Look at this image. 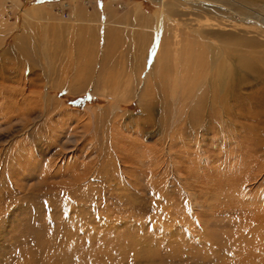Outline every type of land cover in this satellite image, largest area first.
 <instances>
[{
	"label": "rangeland",
	"instance_id": "1",
	"mask_svg": "<svg viewBox=\"0 0 264 264\" xmlns=\"http://www.w3.org/2000/svg\"><path fill=\"white\" fill-rule=\"evenodd\" d=\"M4 3L5 5L0 4V15L3 20L0 26L5 27L10 24L14 29L7 34L1 44L0 54L11 47L13 38L19 33L21 8L43 9L49 16L47 19H32L33 27L35 25L33 31L39 34L43 31L40 29L45 27L44 29L47 28L49 35L52 36L53 24H62L64 29L62 31L68 32L69 26H74V19L77 18L79 24L87 13L98 11L103 15L106 6L111 5L109 6L111 11L122 20V24L118 26L122 36L121 43L111 47V54L115 56L111 59L113 60L111 67L106 68L108 71L104 76L108 80L106 91H102L101 87L96 89L97 91L94 90L91 86L95 81L93 76L91 80L88 77L84 81L80 80L74 90L69 91L66 86L60 87L61 89H50L48 96L51 102L48 108L50 111L43 115V119H36L35 115L40 114L45 108L37 99L42 80L33 81L35 87L34 89L32 87L34 91L30 93L29 105L35 106L34 113L23 117L27 127L34 128L32 124L36 123L39 124L37 126L39 134L52 135L48 152L46 150L42 154L35 152L38 158L35 165H39L38 161L41 159H49L56 164L54 169L57 172L48 178L47 187L51 184V187L54 185L53 189L41 187L42 190H38L43 183V177L38 174L39 169L32 170L29 179H23L26 180L25 182L20 179L19 183L16 179L14 181L16 184L13 185L16 187L15 190L22 189L23 192L16 194L15 198L5 196V192L12 185L11 175L7 173L0 176L2 195L0 208L3 214L6 212L8 214L12 208L10 227L3 225L4 223L0 226V232L9 233L10 236L6 238L7 240L0 241V246H3L0 247V264H14L27 254L32 258L30 262L28 260V264H264V244L248 242L245 237L251 221L264 205L262 202L264 201V123L251 120L244 105L235 110L238 113L235 114L237 117L223 110L221 104L211 105V99L214 100L215 97L210 92H207L205 102L200 103L203 97L189 94L185 82L176 84L174 75H171L166 82L162 81L161 76H146L150 66L146 61H143L144 69H141L140 74L136 72L123 78L122 71L119 72L126 65L125 63H130L126 61V54H129V48L134 46V37H129V24L132 23L133 17L138 15L132 10L139 4L142 9L141 14L148 21L149 27L142 28L143 34L140 35V39L141 42L144 41L146 47H149L150 39L153 40L156 34H159V29L156 30V25H159L156 16L160 13L158 4L154 0H21L17 8L10 5L9 0ZM220 3L217 2V5ZM73 10L78 12L82 10L81 17L74 15ZM166 10L174 20L171 23L176 25L180 33L191 30L194 32L200 24L212 22L211 16L199 13L189 1L170 0ZM159 16L165 18L160 14ZM169 22L166 21L167 24ZM209 41L214 48L220 44L214 38ZM151 50L150 46L147 56ZM114 63L119 66L113 65ZM226 63L227 68L232 69L228 59ZM0 71H2L0 78L5 77L4 71ZM251 81L253 89L243 88V92L247 95L259 86L258 80L253 81L251 78ZM81 84L83 86H80ZM180 85L186 89L181 91ZM5 86L12 88L11 90L19 88L18 83L13 79L5 81ZM0 103H2L0 111L6 110L7 106L15 105L14 99L8 102L0 99ZM117 103L120 109L114 110L113 106ZM22 106L20 104L16 107ZM261 111L262 108L256 110L254 114H260ZM14 120V128L25 123L17 117ZM5 131L3 124L0 127V135ZM17 134H21V131ZM22 137L23 135L15 137L13 142L17 143ZM67 137L71 140H67ZM27 138L30 140L29 137ZM62 143H66L67 149L62 147ZM2 145L4 142L0 143V146ZM55 150L58 154L54 152ZM1 154L3 157L4 152ZM92 161L95 163L94 168L99 170L102 177L99 176L92 182L94 192L90 189L84 190L88 195L83 197L85 201L82 202V197L73 200L84 203L91 209V201L94 200H90L89 196H92V192L94 195L97 193L99 196L96 195L97 201H100H95L99 207L96 215L109 214L111 226L103 229L92 224L97 226L98 229L95 230V226L93 228L100 235L96 237L97 239L91 240V244H87L83 238L80 242L79 238H75L78 232L81 233L79 229L61 223L57 216L62 215L54 213L60 211L56 203L51 212L46 211V199H55L59 204L63 202L65 195L60 192L67 190L69 184H72L70 173L62 172L64 166L76 169V165L81 166L84 162ZM61 178L64 181H61ZM30 188L34 190L29 196L25 194V190ZM74 190L76 189H72ZM3 201L11 204L7 207L3 205ZM26 203L28 204L24 208ZM36 205H40V208ZM38 213L43 215L40 216ZM49 213L55 216V225L49 223L47 219ZM44 218L47 221H44ZM253 224L259 223L253 222ZM23 227L25 228L22 232ZM258 228L259 226L255 227L254 231ZM34 229L36 232H33ZM44 229L46 231H43ZM30 232L37 235L31 239ZM50 240L59 244L61 240L73 241L77 245L73 252L77 255H72L73 252L62 256L57 254L54 251L59 250L65 241L55 246L52 241L53 246H51ZM37 244H40L41 248L35 247ZM88 245L91 249L87 247ZM4 247H8L9 250ZM31 249L34 251L29 252ZM53 255L57 256L53 257Z\"/></svg>",
	"mask_w": 264,
	"mask_h": 264
},
{
	"label": "bare ground",
	"instance_id": "2",
	"mask_svg": "<svg viewBox=\"0 0 264 264\" xmlns=\"http://www.w3.org/2000/svg\"><path fill=\"white\" fill-rule=\"evenodd\" d=\"M5 1L8 0H0V4L5 5L4 3ZM9 1H10V5L19 8L18 6L21 3V0H9ZM184 1H189V3L199 11V13L211 16L212 22L211 23L205 22L207 24H203V25L200 24L198 28L194 30V32L191 30L190 32L182 31L180 33L178 32L179 30L176 27V25L171 23L174 20L171 18V16H169L166 10V5L170 2V0H154V2H156L160 8V13H158L156 16V18L159 19V25L158 24L156 25V30L159 29V34H156V37L153 39L154 41L150 39V43H151L150 46L152 50L150 53H148L149 56H147V51L149 52L150 46L146 47L144 41L141 42L140 35L143 34V32L141 31L142 28L145 27L148 28L149 26L147 25L148 21L144 18L145 16L141 14L142 9H140V5L138 4L135 7V9L132 10V12L135 15L137 14L138 17H133L132 23L129 24V28H130L129 37H134V41H133L134 46L132 45L133 47L129 48L130 53L126 54L127 56L126 55L125 56L127 57L126 61L127 62L130 61V63L128 64L125 63L126 65L123 67V69H120L119 72L122 71L121 75L123 76V78L124 76L127 77L136 72H139L138 74H140L141 69L142 70L144 69L145 63H143V61H146L147 64L150 65L146 73L147 74L146 76H151V75H154L155 77L161 76L160 78L163 79L162 81L166 82L167 80H169V77L171 75H174L176 79L175 80L176 84L177 83L182 84L185 82L184 84H186V86L188 87L187 92L189 94H194L203 97L201 98L200 103L205 100L207 92L208 93L210 92L212 96L215 97L213 98L214 100L211 99V105L221 104L223 106V110H225L227 113H229L234 117L238 114L235 112V110L238 107L244 105L246 107L247 112L250 114L251 120L255 122H261V124L264 123V0H184ZM217 2H221L222 4L220 3L219 5H217ZM109 6L111 5L106 6L105 13L103 15H101L98 11L96 13L92 12L91 14L87 13L85 17H83L82 19L79 18L82 20V22L79 21V24L77 22L78 19L77 18L74 19L73 21L74 26H69L70 30L68 32L62 31L63 29L62 24L60 23L53 24L52 26H54V33H51L53 34L52 36L49 35L47 28L44 29L45 27L44 28L42 27L40 29L43 31H41L39 34H36L33 31L35 25L33 27L32 19H40V20L47 19L49 16L45 14L43 9L41 8L36 9L35 7L32 9H23V8L20 9L21 27L18 29L19 33L15 35V37L13 38L11 47L4 50L0 54V70H3L4 71L3 74H5V77L0 78V99L5 100L6 102L13 99L15 101L14 107L7 106L5 107L6 110L0 111V127L1 125L4 124L6 128V131L0 135V143L4 142V145L0 146V176L5 174L7 175V173H9L12 179L11 187H9V190L5 192L6 197L13 198L19 192L20 193L23 192L22 189L15 190L16 187H14L13 185L16 183L14 181H16V179H18V182L20 179L22 180L29 179L31 171L34 169L37 170L38 169L41 170V168L43 169L40 172L38 170V174L39 175L41 174L40 177H43V183L42 185H40L38 190H40L41 187H47L49 183L48 178L50 177L51 174L54 173L55 175V173L57 172V170L54 169L55 163L53 164V161L49 159H45V160L41 159L38 161V163L40 164L37 166L35 165L36 164L35 161L38 159L36 158L35 152L42 154L44 153L45 150L47 151L51 146L50 140L52 138L51 137L52 135H50V133L39 134L38 133L39 131H37V126L39 124L37 125L36 123L32 124L34 128L32 126L27 127L28 125L25 122L26 121L25 118L23 117L25 115H30L34 113L35 106L29 105L30 103L29 100L31 99L30 93L34 91L32 90V87L33 89L35 87L33 81L42 80V85L38 90L39 95L37 99L38 101L44 104L43 107L45 108L44 110H42V112H40V114L35 115L36 119L37 118L43 119V115H45L46 112L50 111L48 109L50 108L49 106L51 103L49 101L50 98L48 97L50 89L52 90L66 86L67 90L69 91L74 90V88L77 87L81 82L80 80L84 81V79L86 80L88 78L91 80L92 79L91 76H93L95 77L94 79L95 81L92 82L91 86L94 88V90L98 89L99 87H101L102 91L107 90L108 80L104 76H106V74L108 73L106 68L111 67L112 64L111 61H113L111 59L115 56L111 54L112 51L111 47H114L116 44L121 43V36H122L120 30H118L119 29L118 26L119 24H122V20L119 16L115 15L111 11V8ZM81 11L79 12L74 11V15L77 16L80 15L81 17L82 14ZM159 14L161 16H164L166 19L160 17ZM2 21H3L2 16L0 15V24L2 23ZM166 21L168 22L170 21V22L167 24ZM2 26L3 25L0 26V30H2L0 31V46L1 44H3L7 34L12 32L14 29V26L10 24H8L5 27ZM213 38L217 39V42L220 43L216 48H214L210 44L211 42L209 41V40H213ZM133 43L131 42V44ZM139 45L141 46L139 47ZM227 59L230 62V65H232V69L227 68L228 66L226 63ZM115 64L116 63H114L113 65ZM115 66L118 67L119 65H115ZM251 78L253 79V81L258 80L257 84L259 86L255 88V91L253 90V92L250 95H247L243 92V88L247 87L253 89L254 86L252 84ZM12 79L16 81L19 85V88L17 90L16 89L11 90L12 88L9 89L5 86V81ZM85 83L86 82H84V84ZM100 83H102L103 85H101ZM80 86L83 85L81 84ZM145 88L144 91L146 90ZM184 89L186 88H183L181 86L180 90L182 91ZM176 91L178 93V90ZM175 103L176 101L174 100V104ZM20 104L23 106L16 107L17 105ZM216 107L218 108V106ZM113 108L114 110L120 109V105L118 103L114 104ZM261 108L263 111H261L260 114L255 115L254 112ZM218 109L220 110V108ZM15 117L21 119V121L25 123H23L21 126H18L17 128L16 127L14 128L13 120L15 119ZM20 131L21 134H17ZM22 135L23 137L20 141H17V143L14 141L16 143L15 144L13 142V140H15V137ZM27 137H29L30 140ZM26 139H28V141ZM67 140H71V138L67 137ZM66 143H62L63 148H66ZM73 146H75V144ZM78 146L79 145H77V148ZM1 152L2 153L4 152L3 157ZM54 152L58 154V151L55 150ZM94 164L95 163H93V161L91 163L84 162L81 164V166L76 165V169H74L73 167L64 166L62 172L65 171L68 174L70 173L69 178L71 177L72 184L67 183L70 185L68 186V189L60 192L62 193V195H65L63 202L59 204L58 201L55 202V199L52 200L46 199L47 208L43 207L46 208V211L51 212L53 210L52 207L53 208L55 207L54 203H56V206L60 207L59 208L60 211L54 213L62 215L61 217L57 216L58 218H60L61 223L64 222L67 227L71 226V228L73 227L79 229L81 233L78 232L75 235V238H79L78 239L79 242L80 240H82L81 238H83V240H85V243L87 244H91L92 242L91 240H95V238L98 235H100L98 234L99 232H95V230L98 229L97 226L103 227V229L109 228V226H111V218L110 216H108L109 214H106V216L96 215L99 207L96 205L97 203H95V201L99 202L100 200L97 201L96 192L95 195L93 194L94 192L93 189L95 188H92L93 187L92 182L96 178H99L100 172L97 168H94L95 166ZM91 174L94 175V177H91L92 176ZM78 176H80L81 178ZM60 180L64 181L63 178H61ZM25 181L26 180H23L22 182ZM50 185L47 188L50 189L51 187ZM20 188H22V186H20ZM72 189H76V190L72 191ZM89 189L93 191V192L91 191L92 196L91 197L89 196V199L94 200L91 201L92 203L90 202L92 207L91 209L89 208L90 206L87 207L84 205V203H80V202L77 203V201H75L78 198L80 199V197H82L83 199V197L87 195V192L85 191L86 190L89 191ZM32 190L34 189L31 188L26 189L25 191L28 193L25 192V194H29V193L32 194L33 193ZM99 193L101 194V191ZM1 196L2 195L0 194V198ZM73 196L75 197L73 198ZM85 200L86 199H83L82 202ZM10 204L11 203L7 204V202L3 201V205H6L7 207H9ZM27 204L28 203H26V205L23 204L24 208L27 206ZM49 206L51 207L49 208ZM9 211L12 212V208ZM11 212H9L8 214H6L7 212L3 214L0 208V226L1 223H4L3 225L5 226H9V224L12 223L10 221V219L12 218ZM52 214L49 213L47 219L48 221H50L49 223L55 225L54 223L56 222V219H54L55 216ZM39 215L41 216L43 214H39ZM44 221L47 220H45L44 218ZM253 222H258L259 224H253ZM92 224H95L97 226ZM93 226L96 227L95 230ZM258 226H259L258 230L254 231L255 227ZM81 227H84V229ZM24 228L25 227H23L22 232ZM28 228L26 229L28 230ZM251 228L252 230H250ZM34 231L35 229L33 230V232ZM43 231L46 230L44 229ZM247 231L248 232L246 234L248 235L245 234V237L246 239H248V242H252V243L254 242L255 244H264V205L261 206L255 218H253V220L251 221L250 226L247 228ZM19 232H21V230ZM102 232L100 231V233ZM8 234L7 233L2 234V232H0V241L3 239L7 240L6 238L10 237ZM29 235L30 238L33 239L37 235V233L35 234L30 232ZM26 236L27 235H25V237ZM58 237L60 238V236ZM70 239H74V238H70ZM37 241H39V239ZM52 241L50 240L51 246H53ZM62 241L63 240L60 241L61 242L60 244H62ZM74 241L77 240L74 239ZM69 242L70 240L65 241L64 244L60 246L59 250H55L54 252L60 254L61 256L65 254L69 255V253H72L75 250V247H77V245L74 244L73 241L70 243ZM40 244H37V246H35L36 245L35 244L34 246L38 247ZM60 244L55 243L54 241V246ZM40 246L39 248H41ZM87 247H90V245H88ZM42 248H46V247H42ZM6 249H8V247ZM33 249H31V251L29 252L34 251ZM76 249L78 250V248ZM87 251H89V249H87ZM22 252L24 253V250ZM73 254L77 255V253L74 252L72 253V255ZM55 256L57 255H53V257ZM49 257L51 258V256ZM30 258L31 257L27 254L25 255V257H22L20 260H17L14 264H28V260L30 262ZM59 258L61 257L59 256Z\"/></svg>",
	"mask_w": 264,
	"mask_h": 264
}]
</instances>
